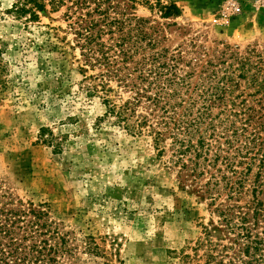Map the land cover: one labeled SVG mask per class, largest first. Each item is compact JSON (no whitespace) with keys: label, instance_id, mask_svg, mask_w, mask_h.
Wrapping results in <instances>:
<instances>
[{"label":"rangeland","instance_id":"rangeland-1","mask_svg":"<svg viewBox=\"0 0 264 264\" xmlns=\"http://www.w3.org/2000/svg\"><path fill=\"white\" fill-rule=\"evenodd\" d=\"M17 1L0 0V191L48 206L74 249L68 264H204V228L219 221L211 201L181 183L150 136L99 120L106 109L82 91L66 7L31 24L9 13ZM171 3L180 17L162 18L155 0L128 13L149 21L156 49L180 56L183 92L238 83L237 105L258 113L264 137V0H162Z\"/></svg>","mask_w":264,"mask_h":264},{"label":"trees","instance_id":"trees-1","mask_svg":"<svg viewBox=\"0 0 264 264\" xmlns=\"http://www.w3.org/2000/svg\"><path fill=\"white\" fill-rule=\"evenodd\" d=\"M48 1L18 0L9 13L36 24L50 13L48 7L53 12L66 7L85 80L82 91L99 98L106 109L99 120L113 119L132 135L150 136L158 157L171 153L170 169L181 183L200 186L211 201L219 221L204 228L199 244L204 245V264H264L263 126L246 101L237 105L240 96L230 89L239 84L224 77L205 98L204 92L185 94L189 83L178 74L180 56L156 49L157 41L147 32L149 21L128 13L139 0ZM155 2L162 18L182 15L175 3ZM214 105L221 108L217 115ZM221 234L229 239L226 244ZM73 253L48 206L0 191V264H68Z\"/></svg>","mask_w":264,"mask_h":264}]
</instances>
